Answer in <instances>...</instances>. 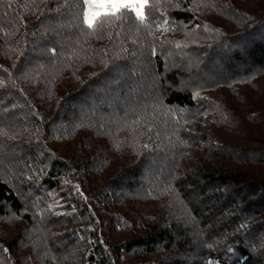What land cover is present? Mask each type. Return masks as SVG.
Wrapping results in <instances>:
<instances>
[{
    "label": "trees",
    "instance_id": "16d2710c",
    "mask_svg": "<svg viewBox=\"0 0 264 264\" xmlns=\"http://www.w3.org/2000/svg\"><path fill=\"white\" fill-rule=\"evenodd\" d=\"M145 11L0 0V264H264V0Z\"/></svg>",
    "mask_w": 264,
    "mask_h": 264
},
{
    "label": "snow or ice",
    "instance_id": "6c2138e0",
    "mask_svg": "<svg viewBox=\"0 0 264 264\" xmlns=\"http://www.w3.org/2000/svg\"><path fill=\"white\" fill-rule=\"evenodd\" d=\"M80 5L82 23L88 29L96 30L127 18L144 24L150 0H80Z\"/></svg>",
    "mask_w": 264,
    "mask_h": 264
}]
</instances>
